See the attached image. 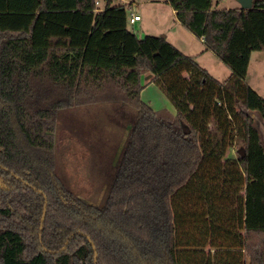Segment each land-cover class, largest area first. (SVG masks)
Wrapping results in <instances>:
<instances>
[{
  "label": "trees",
  "instance_id": "1",
  "mask_svg": "<svg viewBox=\"0 0 264 264\" xmlns=\"http://www.w3.org/2000/svg\"><path fill=\"white\" fill-rule=\"evenodd\" d=\"M116 1L0 0V264H264V97L247 82L264 0H167L231 69L223 81L137 36ZM149 71L175 115L142 100ZM100 99L136 116L96 205L59 176L56 127Z\"/></svg>",
  "mask_w": 264,
  "mask_h": 264
},
{
  "label": "rangeland",
  "instance_id": "2",
  "mask_svg": "<svg viewBox=\"0 0 264 264\" xmlns=\"http://www.w3.org/2000/svg\"><path fill=\"white\" fill-rule=\"evenodd\" d=\"M132 1L134 4L129 12L140 14L142 17L141 21L129 24V28L137 36L153 34L167 37L168 35L169 38L177 41L181 49L193 44L194 48L190 51H196L195 49L201 46L200 41L191 31L180 23L178 26L175 24L176 17L166 0H117L116 3L128 7V3ZM214 2L218 9L241 7L239 0H214ZM182 33L185 36H182ZM216 60L217 63L213 62L207 55L197 59L203 63L202 65H207L205 69L211 75L221 77V71L227 70L228 66L222 60ZM150 76L152 72H145L142 75V82ZM247 81L264 95L263 50L253 51ZM155 87L146 91L145 101H152V106L159 107L161 96L155 91ZM162 94L166 105L163 104V107L174 106L167 95L164 92ZM106 104L116 106L121 103H110L100 99L94 103L64 108L57 114L56 170L66 187L78 193L85 201L96 205L102 203L112 184L110 173L112 170L115 171L122 156L126 144L125 138L127 139L128 120L132 121L124 114H113L110 107V111L102 110ZM255 123L264 141V119L259 114H255Z\"/></svg>",
  "mask_w": 264,
  "mask_h": 264
},
{
  "label": "crops",
  "instance_id": "3",
  "mask_svg": "<svg viewBox=\"0 0 264 264\" xmlns=\"http://www.w3.org/2000/svg\"><path fill=\"white\" fill-rule=\"evenodd\" d=\"M166 2L168 3V1L166 0ZM132 3V5L130 6V8L132 9V6H133V4H134V1H132L131 2ZM169 4V3H168ZM170 5V4H169ZM171 6V5H170ZM172 7V6H171ZM172 11H173V14L175 15V24L178 26L179 24L178 23H180L181 25H183L180 21H179V19L177 18V15H176V11L173 9V7H172ZM142 20V17H141V19L139 20V21H141ZM184 26V25H183ZM185 27V26H184ZM189 30V29H188ZM190 31V30H189ZM191 33H193V32H191ZM153 35V34H152ZM192 35H195L194 33L192 34ZM182 36H185V34L184 33H182ZM142 37H144V36H142ZM195 37H197L198 38V40L200 41V43H201V46H199L198 47V49H195L196 51H190V50H192L193 48H194V45L193 44H190V46L189 47H185V48H188V49H181L180 47H179V45H178V43H177V41H175L174 39H171V38H169V36L167 35V39L171 42V43H173L177 48H179L181 51H183L184 53H186V54H188V55H191V56H194L195 58H196V60L198 59L199 60V58L200 57H203V56H205V55H207V56H209V59L210 60H212L213 62H215V63H217L216 61V59H219V57L217 56V54L213 51V50H211V49H209V50H206L205 49V44H204V38L203 37H198L197 35H195ZM177 40V39H176ZM251 60H252V56H251ZM219 61V60H218ZM209 62H211V61H209ZM198 63L203 67V68H206V66L207 65H202L203 63H201V62H199L198 61ZM212 63V62H211ZM250 65H251V61H250ZM250 65H249V70H248V74H249V72H250ZM221 77H218V76H216V75H214V77L215 78H217V79H219V80H226V79H228L230 76H231V74H232V71H231V69L228 67L227 68V70H222L221 71ZM248 74H247V78H248ZM142 79V78H141ZM248 82V81H247ZM143 83V85H144V89L142 90V92H141V98L145 101L146 99H145V93H146V91L147 90H149L150 88H153V87H155L154 85H156V87L154 88V89H156L155 91H157L158 93H159V95L161 96V103L160 104H158V106L159 107H156V106H152L151 105V103H152V101H149V102H147V101H145V102H147L153 109H156V110H167V111H169V112H171L172 114H176V109L175 108H173L174 106H172L171 108H164L163 107V104H164V106H166L165 105V103L163 102L164 101V95L161 93V89L157 86V84L155 83V82H153L152 81V76H150V77H148L146 80H145V82H142ZM249 83V85L252 87V88H254L260 95H262L263 97H264V95L258 90V89H256V87L251 83V82H248ZM158 89V90H157ZM147 96V95H146ZM163 97V98H162ZM151 100V99H150ZM109 107H110V110L112 109V111H113V114H115V113H117V114H124V115H126V117H129L130 119H132V118H134V116L136 115L135 114V112H134V110L132 109V108H129V107H127L126 105H123V104H118V105H116V106H112L111 104H106L105 105V107H103L102 108V110H108V111H110L109 110ZM116 115V114H115ZM120 116V115H119ZM124 120H125V118H124ZM127 121V120H126ZM128 122H129V125H128V127H126V130H127V136H128V132L130 131V129H131V120H128ZM124 136V135H123ZM263 139V138H262ZM127 139L125 138V141H126ZM124 141V142H125ZM234 152V151H233ZM114 159V158H113ZM114 169V168H113ZM113 172H114V170H112V172L110 173V175H111V178L110 179H112V177H113Z\"/></svg>",
  "mask_w": 264,
  "mask_h": 264
},
{
  "label": "water",
  "instance_id": "4",
  "mask_svg": "<svg viewBox=\"0 0 264 264\" xmlns=\"http://www.w3.org/2000/svg\"><path fill=\"white\" fill-rule=\"evenodd\" d=\"M239 2H240L241 7L244 9H250L253 7V4H254V0H239ZM162 37H166V36L162 35ZM252 115L255 116V113H252ZM240 152L244 154V151L242 149L240 150ZM44 212H46V210ZM44 218H45V213L43 216V220Z\"/></svg>",
  "mask_w": 264,
  "mask_h": 264
},
{
  "label": "built area",
  "instance_id": "5",
  "mask_svg": "<svg viewBox=\"0 0 264 264\" xmlns=\"http://www.w3.org/2000/svg\"><path fill=\"white\" fill-rule=\"evenodd\" d=\"M97 5L98 6L100 5V0H97ZM140 19H141V15L137 13H133V12L130 13L129 18H128L130 24H135Z\"/></svg>",
  "mask_w": 264,
  "mask_h": 264
}]
</instances>
